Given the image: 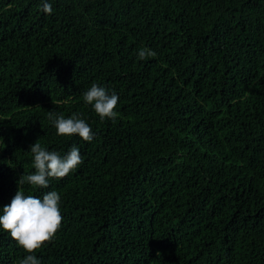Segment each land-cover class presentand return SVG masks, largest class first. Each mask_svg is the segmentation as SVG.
<instances>
[{"label":"trees","instance_id":"obj_1","mask_svg":"<svg viewBox=\"0 0 264 264\" xmlns=\"http://www.w3.org/2000/svg\"><path fill=\"white\" fill-rule=\"evenodd\" d=\"M47 2L0 0V209L37 140L83 157L19 186L61 196L40 264H264V0ZM93 83L118 95L115 120L83 102ZM48 111L94 139L58 136ZM26 255L0 230V264Z\"/></svg>","mask_w":264,"mask_h":264},{"label":"clouds","instance_id":"obj_2","mask_svg":"<svg viewBox=\"0 0 264 264\" xmlns=\"http://www.w3.org/2000/svg\"><path fill=\"white\" fill-rule=\"evenodd\" d=\"M41 11L51 15L53 6L47 0H42ZM156 52L144 47L138 51V59L145 60L155 57ZM83 102L90 105L101 120H115L119 113L115 111L119 97L115 93H109L105 87L95 83L83 93ZM48 119L56 129L58 136L72 137L78 135L84 142L94 139L89 124L78 114L69 118L48 111ZM2 141V138H0ZM33 156V174H22L17 181V192L9 205L0 209V230L7 232L24 249L26 255L20 264H40L33 254L46 242L55 237L62 225L60 210L61 196L57 191H47L42 198L34 195H25L23 186L25 184L38 189L49 188L50 179H61L68 176L83 163V157L77 146H72L66 155L61 156L56 151L47 150L37 140L30 146ZM159 255V254H158Z\"/></svg>","mask_w":264,"mask_h":264}]
</instances>
